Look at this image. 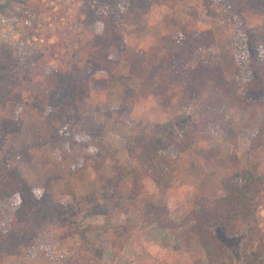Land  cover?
<instances>
[{
    "label": "rangeland",
    "instance_id": "obj_1",
    "mask_svg": "<svg viewBox=\"0 0 264 264\" xmlns=\"http://www.w3.org/2000/svg\"><path fill=\"white\" fill-rule=\"evenodd\" d=\"M260 1L253 0L250 6H258ZM42 2L45 10L41 19L35 10L28 8L24 15L0 14V43L12 45L17 62L29 67L31 78L24 83V102L36 105L39 111L35 116L42 117L41 122L28 124L32 139L18 137L33 145L29 151L33 154V162H26L22 170L30 167V182L34 186L44 185L56 200H60L61 189L70 179L72 166L84 158L85 167L71 179L77 196L80 198L95 192L108 213L83 220L79 228L81 232H74L67 238H62V233L68 228L55 227L59 224L56 219L53 225L43 226L33 248L7 256L0 264H205L206 255L199 241L196 222L185 219L198 207L201 198L223 195L226 180L250 163L264 172V146L252 147V139L263 127L264 92H256L247 84L239 88L236 96L218 92L213 89L215 77H211L199 89L191 106L183 108L178 99L180 87L170 81L171 73L164 69L152 72L151 67L164 52L158 45L160 34H175L182 38L172 25V19L195 14L198 28L211 29L216 37V41L197 53L195 59L219 64L232 79L240 74V66L248 62L247 36L238 28L236 15L216 4L215 8L222 13L212 18L201 0H183L170 8L154 5L147 14L148 25L139 29L136 18L128 11L121 14L116 10L117 15H111L114 9L109 10L99 0ZM15 7L8 12L13 14V10L20 6L15 3ZM85 9L102 13L100 16L105 20L89 25L96 17L87 15ZM244 14L254 31L264 32V19L259 17L260 14L255 13L257 18ZM31 29L39 33L32 39L27 35ZM110 31L124 40L129 59L139 53L145 54L148 61L134 76H128L125 61L116 66L112 74L105 68H86L82 61L85 73L90 74L88 85L75 81L72 99L58 107H50L48 93L55 85V77L48 73V64L64 70L70 62L76 61L77 54H82L76 43L78 37ZM61 36L65 42L60 49L64 60L57 53V59L49 63L42 58H32L34 52L38 55L46 48L47 41H60ZM119 55L116 51L113 57ZM237 58L239 65L236 64ZM80 71L77 69L75 73ZM149 73H153V78L142 83L141 79ZM248 77L251 79L252 76ZM81 78L82 73L77 79ZM91 78H94V88L99 91L93 96L90 94L96 92L90 88ZM126 87L137 90L141 96L149 90L158 93L145 95L133 106L131 96L125 94ZM9 105L16 106L14 103ZM195 109L217 110L233 121L239 133L236 160L221 162L216 156H206L211 146L228 153L232 151L230 143L218 131L202 132L189 150L177 155L161 150L153 161L130 156V149L140 151L137 149L138 137L146 132L152 133L160 125L174 129L180 140L184 121L188 116L194 118ZM6 111L7 108L3 110ZM183 113H187L186 118L179 120L178 115ZM9 117L14 118L16 114L11 113ZM87 132L90 134L88 142L96 150H89L82 137L79 145L73 143L74 134L82 136ZM13 144L9 142L5 150L9 151ZM20 161L18 157L10 156L6 164H0V170L6 173L0 192V226L3 230L8 228L11 216L10 206L6 205L11 203L16 207L19 203L17 193L21 185L16 177L18 173L22 174ZM33 163L38 166L34 177ZM54 176L56 178L49 180ZM158 180L162 183L158 184ZM259 215L264 217V204ZM218 237L228 247L229 255H235L232 264H239L244 237H230L223 232H219ZM229 262L227 256L226 263Z\"/></svg>",
    "mask_w": 264,
    "mask_h": 264
},
{
    "label": "trees",
    "instance_id": "obj_2",
    "mask_svg": "<svg viewBox=\"0 0 264 264\" xmlns=\"http://www.w3.org/2000/svg\"><path fill=\"white\" fill-rule=\"evenodd\" d=\"M105 7L113 10L111 15H117L116 10L121 14L128 11L136 18L138 28L147 26L149 16L147 15L154 5L166 7H175L178 2L183 0H99ZM207 8L208 16L219 17L222 13L215 5H221L228 9L238 19V28L246 33L248 42L247 57L248 62L240 66V74L229 79L219 64L203 63L195 59L197 53L208 45L216 41L215 33L211 29H199L197 15H187V18L175 17L172 19V25L177 28L182 38L179 39L175 34H160L159 48L163 49V55L152 67V72L160 69L171 73L170 81L175 82L180 87L178 97L179 104L183 108L191 106L197 98L199 89L208 82V79L215 77L213 89L229 95L236 96L239 88L245 84L253 87L256 92H264V32L254 31L248 23L246 13L249 17L264 19V0L256 7H251L253 0H201ZM122 2L125 4L122 5ZM15 3L20 7L12 9L13 14L9 13L10 8H16ZM35 10L40 15L44 12V3L42 0H7L0 3L1 15H24L26 9ZM122 10H121V9ZM87 15H94L95 20H90L89 25L94 26L95 21H104L98 11H84ZM47 24V23H46ZM141 26V27H140ZM34 34H39L31 29L27 35L32 39ZM49 36V35H48ZM51 36V35H50ZM65 43L63 36L60 41L45 44L43 50L34 52L32 58L44 60L46 63L57 59L56 53L64 60L60 53L62 44ZM82 49V54H77L76 61L70 62L64 70L60 71L56 66L48 64V73L55 77V85L48 93V102L50 107H58L64 101L71 100L74 93L75 81H81L88 85L90 74L85 73V67L101 70L107 69L113 73L122 61L128 63V76H134L148 61L145 54H137L129 59L128 50L124 40L116 35L114 31L109 33L91 34L84 37H78L76 40ZM118 52L119 57L114 58V52ZM85 62V67L81 62ZM236 64L239 65L238 58ZM76 65V66H75ZM80 72H76V70ZM83 78L77 79L79 74ZM93 74V73H91ZM153 73L145 75L141 80L146 83L153 78ZM251 75L250 77H248ZM29 67L17 62L14 57L13 46L5 42L0 43V105L3 107L9 104H16V117H6L0 122V161L6 164L8 157H18L19 163L30 162L33 160V154L29 151L33 145L24 143L19 148L17 146H5L9 144L11 136L24 132L25 124L21 116L22 106L25 104L23 99V89L25 81L29 80ZM128 88V89H127ZM127 97L131 96V105H135L145 95L158 93L157 90H149L142 96L135 89L125 88ZM261 95V94H259ZM126 97V96H125ZM187 113L178 115L179 120H184ZM194 118L188 116L184 121L185 126L182 131V138L179 140L175 136L174 129L160 125L153 132L141 134L137 141V149L129 150L132 157L138 159H147L153 161L157 158L161 150L174 153L189 150L198 139L202 132H220L225 136L232 147L230 153L216 147H209L206 156L212 158L216 156L217 161L231 160L237 158L239 150V133L232 120H228L223 112L204 111L195 109L192 114ZM197 117V118H196ZM73 143L79 145L81 137L86 142L89 150H96L89 144L90 134L87 132L82 136H74ZM264 146V122L263 127L252 139V147L258 148ZM10 154V155H9ZM21 157H20V156ZM18 163V164H19ZM82 162H77L72 166L70 179H67L61 189L60 200H56L52 191L46 189L44 185L32 184L23 174H17V179L21 185L19 194V203L15 207L11 203L4 205L10 206V219L8 228L3 230L0 226V261L7 256H14L23 251L34 247L37 234L43 231V226L53 225L57 220L59 224L55 227H67L68 230L62 233V238L71 236L79 230L80 223L94 216H105L108 210L99 201L95 192H91L84 197H78L72 178L79 174L83 169ZM79 166V167H78ZM81 166V168H80ZM77 171V172H76ZM49 177V180H52ZM6 181V173L0 170V191L3 183ZM161 184V181H157ZM166 184V182H165ZM10 196V195H8ZM7 196V197H8ZM264 204V172L258 170L257 166L249 164L248 167L230 176L224 184V193L221 196L208 198L203 197L198 202V207L193 209L185 221L194 220L196 222V231L201 246L206 255L205 264H229L226 263L227 256L234 260L235 255H229L228 247L218 237L219 232L227 236L244 237L245 243L241 249L239 264H263L264 263V217L259 215V209ZM158 218H160L158 216ZM171 222V221H170ZM161 223V221H160ZM165 226V225H164ZM105 227V226H104ZM68 264H71L69 262Z\"/></svg>",
    "mask_w": 264,
    "mask_h": 264
},
{
    "label": "crops",
    "instance_id": "obj_3",
    "mask_svg": "<svg viewBox=\"0 0 264 264\" xmlns=\"http://www.w3.org/2000/svg\"><path fill=\"white\" fill-rule=\"evenodd\" d=\"M2 0H0V2H1ZM90 88H91V90L93 89L96 93H91L90 94V96H93V95H97V94H99V91H96V89L94 88V78H91V81H90ZM11 105H8V106H6V107H3V106H1L0 105V122L3 120V118H6V117H9L10 116V114L11 113H14L15 111H16V106H14V107H10ZM6 108H7V111L4 113L3 112V110H6ZM39 111V109H38V107L36 106V105H33V104H30V103H25L23 106H22V110H21V116H22V118L24 119V124H25V129H24V132L23 133H21V134H18V135H22V136H11L10 137V139H9V142L11 143V144H13V142H14V140L16 141V140H18V141H16L17 143H14L13 145L14 146H17V147H20L21 145H23L24 144V141H22L20 138H18V137H26V138H28V139H30L31 138V132L29 131V125L28 124H30L32 121L35 123L36 121H37V123H39V122H41V116L40 115H37V116H35V113L36 112H38ZM34 116V117H32L31 118V116ZM85 134V133H84ZM77 134H74L73 136H76ZM18 138V139H17ZM32 139V138H31ZM51 147V146H50ZM97 156V155H96ZM95 156V157H96ZM34 159V158H33ZM35 159H37V157L35 158ZM81 160V162H82V164L84 165L83 166V168L85 167V160H84V158H81L80 159ZM79 160V161H80ZM33 162V161H32ZM41 162V161H40ZM76 162H78V160L76 161ZM25 163L26 162H22L21 164H19V165H21L20 166V170H21V173L24 175V177L28 180V181H31L32 180V178L30 177V172L32 171V169H30V167H28L29 168V170H26L25 171V169L24 170H22V165L24 166L25 165ZM0 164H1V161H0ZM30 165V163H28V166ZM33 165H34V170H33V177L35 176V173L38 171V166H37V163L35 164V163H33ZM72 165H73V163H72ZM2 191V190H1ZM0 191V192H1Z\"/></svg>",
    "mask_w": 264,
    "mask_h": 264
}]
</instances>
